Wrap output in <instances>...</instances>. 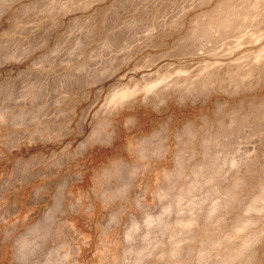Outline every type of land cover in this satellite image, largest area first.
Returning <instances> with one entry per match:
<instances>
[{
	"label": "rangeland",
	"instance_id": "1",
	"mask_svg": "<svg viewBox=\"0 0 264 264\" xmlns=\"http://www.w3.org/2000/svg\"><path fill=\"white\" fill-rule=\"evenodd\" d=\"M0 264H264V0H0Z\"/></svg>",
	"mask_w": 264,
	"mask_h": 264
}]
</instances>
